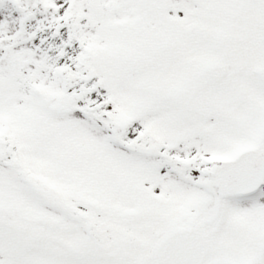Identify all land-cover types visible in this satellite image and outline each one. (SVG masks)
Masks as SVG:
<instances>
[{
    "label": "snow or ice",
    "instance_id": "obj_1",
    "mask_svg": "<svg viewBox=\"0 0 264 264\" xmlns=\"http://www.w3.org/2000/svg\"><path fill=\"white\" fill-rule=\"evenodd\" d=\"M0 264H264V0H0Z\"/></svg>",
    "mask_w": 264,
    "mask_h": 264
}]
</instances>
